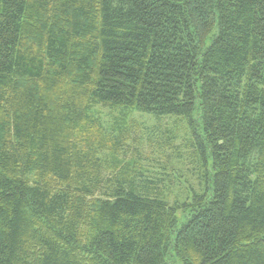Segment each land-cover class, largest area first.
Listing matches in <instances>:
<instances>
[{"label":"trees","instance_id":"16d2710c","mask_svg":"<svg viewBox=\"0 0 264 264\" xmlns=\"http://www.w3.org/2000/svg\"><path fill=\"white\" fill-rule=\"evenodd\" d=\"M92 106L187 120L204 193L104 185ZM169 256L264 264V0H0V264Z\"/></svg>","mask_w":264,"mask_h":264},{"label":"rangeland","instance_id":"374dc122","mask_svg":"<svg viewBox=\"0 0 264 264\" xmlns=\"http://www.w3.org/2000/svg\"><path fill=\"white\" fill-rule=\"evenodd\" d=\"M90 119L88 154L102 167L104 185L119 165L139 173V180L158 182L162 199L171 206L189 204L194 193H204L211 169L199 158L187 120L101 106L91 107ZM186 216L178 212L179 224ZM168 260L180 264L174 257Z\"/></svg>","mask_w":264,"mask_h":264}]
</instances>
